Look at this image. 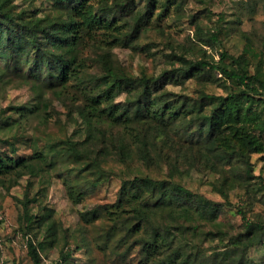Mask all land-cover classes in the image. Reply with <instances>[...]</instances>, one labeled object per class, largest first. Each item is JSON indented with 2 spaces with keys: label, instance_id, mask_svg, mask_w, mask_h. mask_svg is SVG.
<instances>
[{
  "label": "rangeland",
  "instance_id": "rangeland-1",
  "mask_svg": "<svg viewBox=\"0 0 264 264\" xmlns=\"http://www.w3.org/2000/svg\"><path fill=\"white\" fill-rule=\"evenodd\" d=\"M158 1L145 25L150 27H143L138 39L111 45L107 35L98 34L96 40L76 49L85 78L82 83L76 78L66 84L52 78L37 80L27 72L8 73L0 64V152L39 166L36 172L14 166L0 174V264H34L29 238L44 240L45 264H155L135 243L151 231L150 225H141L140 232L132 228L140 222L132 211L135 202L127 199L117 208L124 182L137 176L166 181L157 196L145 191L143 198H152L153 204L176 183L204 196L201 204L182 203L192 208L189 216L177 207L176 212L170 211L169 205L152 207L155 223L184 224L185 229L172 228L173 241L196 264H211L212 252L223 249L232 232L241 230L245 220L241 210L247 218H264V149H252L247 156L237 150L229 155L223 147L217 150L215 144L198 140V124L185 127L182 122H165L163 128L146 130L142 123L138 126L148 134L152 156L144 160L141 144L123 125L89 123L81 113L87 100V79L105 72L99 62L105 52L118 68L134 76L145 73L164 90L189 100L202 98L204 92L226 95L235 86L216 72L180 74L184 57L220 58V44L202 40H208L210 31L219 33L230 53L247 56L249 63L244 66L250 72L264 71V0H171L166 9L167 0ZM145 2L137 0L133 11L123 17L125 22H133V14L142 12ZM12 4L16 11L38 8L40 15L61 14L53 0H13ZM243 34L251 38L252 46L245 44ZM128 97L123 91L116 102L124 103ZM206 104L210 110L212 103ZM254 107L261 108L257 103ZM253 132L264 140L259 129ZM122 143L127 148L126 160L115 153L114 146ZM222 180L228 196L215 187ZM69 184L81 195L73 197ZM206 201L213 203V218L201 211ZM96 209V217L88 220L84 214ZM108 209L117 212L110 214ZM26 210L35 215L30 222ZM52 221L58 228L53 241L47 228ZM170 252V248L164 250L161 257ZM247 255L253 264H264V242L250 247Z\"/></svg>",
  "mask_w": 264,
  "mask_h": 264
},
{
  "label": "trees",
  "instance_id": "trees-1",
  "mask_svg": "<svg viewBox=\"0 0 264 264\" xmlns=\"http://www.w3.org/2000/svg\"><path fill=\"white\" fill-rule=\"evenodd\" d=\"M12 1L0 0V64L8 73L27 72L37 80L52 78L62 84L68 83L73 78L80 83L85 81L81 75V62L78 63V55L75 52L80 45H84L86 41L96 40L98 34L107 35L109 37L107 42L111 45L138 39L141 29L150 27L145 25L149 23L159 5L158 0H145L142 12L134 13V21L128 23L123 17L133 11L137 0H53L55 9L61 11V14L56 16L40 15L38 8L16 11ZM169 2L171 0L163 4L165 9ZM178 5L180 6L181 2H178ZM161 13L162 11L159 12ZM127 27L130 28L126 30ZM242 39L245 44L252 46V40L248 35L243 34ZM202 40L206 41V44L218 42L220 58L193 60L184 57L180 74L182 77L213 72L222 74L235 85L228 94L204 92L202 98L190 100L183 98L182 95L176 96V93L164 90L163 85L145 73L134 76L118 68L105 52L99 60L100 63L103 62L105 72L101 76H96L94 80L87 79L85 84L87 100L81 113L89 123L98 121L123 125L126 131L128 130V133L141 144L138 147L144 160H150L152 156L149 153L148 134L138 126L142 123L147 126L146 130L152 127L163 128L162 124L165 122H182L185 127L198 124L197 139L215 144L217 150H222L223 147L230 152L229 155L236 150L242 156H247V152L252 149L263 150L264 140L255 134L253 129H259L264 133V71L259 68L250 72L245 68L244 65L249 63L247 56L244 53L239 55L230 53L220 42L217 31H210L208 40L204 37ZM89 83L90 86L94 83L91 89ZM95 87L97 91H94ZM123 91L129 94L127 101L116 102L117 96ZM207 101L212 103L210 110H206ZM255 103L261 108H255ZM21 107L15 106V109ZM0 127L3 126L0 124ZM114 147L120 159L126 160L128 157L126 146L122 143ZM226 158L228 159L229 156ZM245 162L249 173L252 169L249 155ZM14 166H22L29 172H36L39 169L36 164L28 162L27 158L16 160L0 152V174L8 172ZM165 184L164 180L142 179L139 176L125 181L120 190L117 208L127 199L134 201L132 211L140 222L139 226L134 224L132 228L140 232L141 225H144V228L151 226L148 235H141L135 241L141 245V250L148 261L152 259L156 261L155 264H196L191 255L181 252L173 241L172 228L185 229L184 224L155 223L152 220V207L157 204L169 205L170 211L176 212L177 207L178 211L189 216L192 208L183 207L182 203L198 201L201 204L205 198L198 191L181 183L174 184L170 192L163 191L154 204L152 198H143L146 190L157 196V192ZM68 187L73 197L81 195L70 188H75L73 184H69ZM215 187L228 196L225 180ZM107 211L110 214L117 212L112 209ZM201 211L209 214L208 218H213V203L206 201ZM241 213L245 219L243 227L238 232H232L233 234L229 236L230 240L223 249L212 252L211 264H253L247 253L253 245L264 242V218H247L245 210H241ZM25 215L29 222L35 217L27 210ZM84 215L88 220L91 216L96 217L97 209ZM47 228L50 236H53V241L58 229L56 222H50ZM28 247L34 264H45L41 253L45 248L44 240L36 242L33 238H29ZM168 248L171 252L161 257ZM157 256L159 260L155 259Z\"/></svg>",
  "mask_w": 264,
  "mask_h": 264
}]
</instances>
